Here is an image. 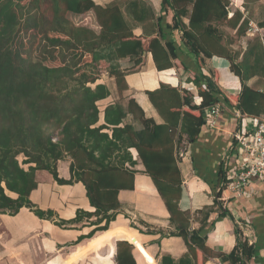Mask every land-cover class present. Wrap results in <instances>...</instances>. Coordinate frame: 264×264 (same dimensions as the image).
Segmentation results:
<instances>
[{
  "label": "trees",
  "instance_id": "1",
  "mask_svg": "<svg viewBox=\"0 0 264 264\" xmlns=\"http://www.w3.org/2000/svg\"><path fill=\"white\" fill-rule=\"evenodd\" d=\"M260 1L195 0L189 26L182 21L187 9L181 0H162L159 18L151 6L137 3L133 18L139 23L154 19L158 25L157 31L144 36L135 33L119 2L102 7L93 0H0V215L16 216L27 208L41 220H54L60 228L88 222L86 226L93 230L74 245L106 232L109 256L115 257L116 264H137L135 257L139 264H157L125 219L110 229L121 214L120 192L135 190L138 162L131 152L135 149L170 215L173 230L162 237L182 238L188 249L178 262L163 255L160 264H207L213 258L222 264H248L253 259L264 264L258 242L250 245L241 240L231 254L218 256L207 245L216 224L230 214L218 199L222 197L219 190L229 181L227 173L238 170V127L229 137L234 149L228 161L222 150L213 160L214 167L200 164L212 156L209 142H202L208 141L211 132L207 130L209 108L223 104L248 117H264V91L248 85L257 76L264 78V35L256 36L244 55L233 47V38L249 36L254 6ZM170 8L178 9L173 25L166 23ZM88 14L94 16V24L74 22ZM258 27L264 34V20ZM178 29L184 32L189 53L171 36ZM145 53L151 55L158 72L176 69L187 73L186 82L196 91L166 84L147 91L163 124L147 119L131 100L127 108L120 103L107 106L100 125L99 102L111 92L105 85H92L108 75L123 96L129 89L127 76L140 70ZM215 57L230 63L231 72L242 85L239 95L224 94L217 85V71L211 74L215 84L205 73L206 60ZM127 59L134 61L129 72L121 65ZM196 98L201 99L200 105ZM130 114L144 130L123 126ZM185 142L194 145L197 175L211 187L217 200L194 214L180 208L184 180L178 151ZM67 158L72 160L69 180L61 178L58 171L59 162ZM41 171L49 172L60 186L82 183L95 211L78 210L74 219L63 220L52 209H40L31 195L39 187L37 174ZM198 215H202L201 227L193 230ZM142 225L147 226L145 222ZM235 233L242 235L240 230ZM116 240L120 241L115 252Z\"/></svg>",
  "mask_w": 264,
  "mask_h": 264
},
{
  "label": "crops",
  "instance_id": "2",
  "mask_svg": "<svg viewBox=\"0 0 264 264\" xmlns=\"http://www.w3.org/2000/svg\"><path fill=\"white\" fill-rule=\"evenodd\" d=\"M93 1L102 7L119 2L126 20L133 27L137 35L150 36L154 30L157 31L158 29L157 21L154 19L146 23L137 22L132 16V11L137 3L138 5L139 3H144L151 6L156 17L159 18L162 0ZM186 1L187 5L185 4ZM194 1L181 0V5L187 9V15L182 16V21L187 26L190 24V14ZM236 8V4H233V11ZM177 12V8H170L166 23L173 25L174 18H177ZM263 20L264 18L257 23H254V20H252L253 26L257 25L258 28L259 23ZM171 36L174 37L185 53H189V49L185 45L182 29L176 30ZM250 38L251 36L247 37V39ZM168 39H170L169 36ZM245 44H247L246 41ZM248 45H246V48H243V55L248 49ZM233 47H236V44ZM191 57L196 60L194 55H191ZM121 65L123 71L129 72L134 66V61L127 59L122 61ZM204 68L205 73L211 77L209 79L214 84L216 83V79L211 74L213 71H217L219 75L217 85L225 95H239L241 93V82L231 72L230 63L226 59L215 57L206 60ZM139 69V71L136 70L138 72H130L127 76L129 89L123 93V96H120L118 93L115 79L108 75H103L101 80L92 85V88L100 84L105 85L111 92L109 98L99 102L101 110L100 125L104 124V110L107 106L120 103L127 108L131 100H134L143 109L147 119L154 120L156 124H163L164 121L149 100L147 91H154L162 84L188 88L193 92L196 91L193 85L187 84V73L176 69L169 72H158L151 55L148 53L144 54V61ZM248 85L255 90L264 91V78L257 76L249 81ZM195 103L200 105L201 99L196 98ZM234 110L236 109L227 108L219 115L218 120H221L224 116L221 126H218V124L214 127L207 126V130L211 132L207 135L206 139L208 141L203 140L202 142H209V155L212 156L200 161L202 167H210L211 165L214 167L216 163H213V160L220 155L222 150L223 158L225 161H228L233 147V144L229 143V137H232L234 127L235 129L238 127L239 131L244 134L249 129L248 123L250 119H259L243 115V119L240 120L235 116ZM232 117L234 121L230 120ZM235 120L237 123H235ZM124 125H132L138 132L144 130L143 124L135 120L131 114L124 120ZM226 144L227 146L224 148ZM131 152L134 159L138 162L135 168L137 170L135 190L120 192L121 214L111 224L110 229L121 218L126 221H130L127 219L135 220V224L138 225L137 228L139 230L130 225L128 226L138 233L144 246L150 251L157 264H160V259L163 255H170L178 262L187 255L188 249L182 238L162 237V234L167 235L173 230L170 225L169 212L151 177L145 174V166L139 159L137 151L132 149ZM178 154L179 168L184 180L180 208L185 212L194 214L205 207H212L217 200L213 196L211 187L197 175L193 159L194 145L189 142L183 143L179 147ZM71 161L70 158H67L59 162L58 171L61 178L66 180L71 179ZM208 171L210 172V168H208ZM52 187V189L57 190L50 191L45 189V191L41 192V184L39 183L38 189L31 195L33 203L39 206V203L43 204L47 198V203L43 204L42 209L54 210L63 220L74 219L78 209L89 212L95 211L91 207L86 189L82 183H76L71 186H60L52 183ZM218 203L225 210H228L230 214L216 224L207 241L208 247L217 256L229 255L241 240H247L250 245L257 244L258 242L261 249L260 255L264 258V183L260 181L253 182L248 197L237 198L226 193L224 200L218 201ZM216 211L218 212V207ZM127 213H130V218L126 216ZM197 219L192 223L193 230H198L201 227L200 220L202 219V215H198ZM142 222H145L147 226L142 225ZM87 224L88 222L71 225L70 229L60 228L51 221L39 219L27 208H23L16 216L0 215V230L2 233L0 234V238L2 239L0 241V244H2V249H0V264H116L115 257L111 258L109 256L110 249L107 245L106 232H98L93 238L74 245L80 236L87 235L93 230V228L86 227L85 225ZM140 230L144 231V233H141ZM235 230H240L242 235H237ZM119 241L116 240L114 243L115 252L117 242ZM135 260L139 264L136 257ZM207 264L222 263L218 259L213 258ZM248 264L257 263L253 259Z\"/></svg>",
  "mask_w": 264,
  "mask_h": 264
},
{
  "label": "built area",
  "instance_id": "3",
  "mask_svg": "<svg viewBox=\"0 0 264 264\" xmlns=\"http://www.w3.org/2000/svg\"><path fill=\"white\" fill-rule=\"evenodd\" d=\"M226 109L223 104L209 108L207 110V125L210 127L216 126L219 115ZM234 114L240 120L243 119V115L239 111L234 110ZM248 124L247 133L242 134L241 131H238L235 135L240 153V157L236 161L238 170L227 173L229 181L225 184L223 190H219L222 191V197L218 199L219 201L224 200L226 193L237 198L248 197L253 182L260 181L264 183V117L250 119ZM233 149L234 147H232Z\"/></svg>",
  "mask_w": 264,
  "mask_h": 264
},
{
  "label": "rangeland",
  "instance_id": "4",
  "mask_svg": "<svg viewBox=\"0 0 264 264\" xmlns=\"http://www.w3.org/2000/svg\"><path fill=\"white\" fill-rule=\"evenodd\" d=\"M255 9H254V13H253V15H252V20H254V23H257L258 21H261L263 18H264V0H261L260 2H258V3H256L255 4ZM237 9V8H236ZM74 22L76 23V24H83V25H87L89 22H92V24H94L95 23V21H94V16L93 15H85V16H83L81 19H74ZM90 26V25H89ZM255 27V28H254ZM259 28V27H258ZM257 28V25H255V26H253V21L251 22V27H250V32H252V33H250V35L249 36H251V38L250 39H247V37H249V36H247V37H244L243 39H238V38H233L234 39V41H236L235 42V44H236V47H234L235 49H242V51L244 50L243 48L245 47H247L246 45H248V43H250L256 36L258 37L259 35H264L262 32H260L259 30L260 29H258ZM231 33H233L234 34V32L233 31H230ZM245 41H246V43L247 44H245ZM244 42V43H243ZM243 43V44H242ZM241 151H242V149H241ZM240 151V152H241ZM24 160V158L23 157H21L20 158V161L22 162ZM25 168H28V166H25ZM42 172V171H41ZM50 175V176H49ZM38 182L41 184V192H43V191H45V189L46 190H50V191H52V190H57V189H52L53 187H52V183H54V185H57L56 184V182H54V179H53V177H52V175L49 173V172H42V173H40L39 172V174H38ZM59 189V188H58ZM37 200V199H36ZM47 203V198H46V200L44 201V203L43 204H46ZM43 204L42 203H39V208L40 209H42V206H43ZM78 210H83V209H78ZM78 210H77V212H78ZM54 211V210H53ZM57 214V213H56ZM58 215V214H57ZM130 213H127L126 214V216L127 217H129L130 218ZM57 217H59V215L57 216ZM58 219V218H57ZM56 219V220H57ZM59 220V219H58ZM127 220H130V221H126L127 222V225H130V226H134V227H138V225H136L135 224V220L133 221V220H131V219H127ZM54 225H55V223H54V220H52L51 221ZM57 226V225H56ZM84 226V225H83ZM82 226V227H83ZM86 226V225H85ZM87 227V226H86ZM64 229H70V226H66ZM0 234H2L1 233V230H0ZM2 239L0 238V241H1ZM117 246V245H116ZM135 248V247H134ZM0 249H2V244H0ZM135 250V249H134Z\"/></svg>",
  "mask_w": 264,
  "mask_h": 264
}]
</instances>
